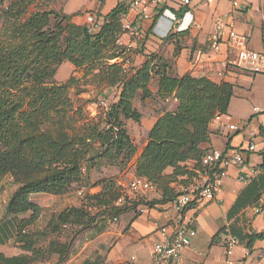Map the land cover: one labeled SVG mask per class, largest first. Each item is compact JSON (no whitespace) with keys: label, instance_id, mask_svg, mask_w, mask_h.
Segmentation results:
<instances>
[{"label":"trees","instance_id":"16d2710c","mask_svg":"<svg viewBox=\"0 0 264 264\" xmlns=\"http://www.w3.org/2000/svg\"><path fill=\"white\" fill-rule=\"evenodd\" d=\"M32 1L14 0L4 14L19 19ZM127 7V4L117 5L95 31L72 23L70 16L64 13L43 9L17 25L14 33L19 43L0 46V178L10 174L12 182L17 184L7 202L6 212L17 215L31 211L28 218L17 222L16 233L23 248L32 252L16 256L0 253V264H30L44 258L46 252L57 253L58 262H62L68 257L71 243L81 228L104 215L116 217L135 208L136 203L113 205L119 194L104 195L106 189L114 186L113 182L109 185L104 182L100 191L87 194L88 205L80 202V207L63 208L51 226L48 224L46 230L36 232L43 236L50 234L46 248L34 247L25 230L36 222L42 211L28 196L65 193L78 179L82 159L92 166L97 157L110 159L122 155L125 164L132 158L135 145L126 128V120L140 121L141 113L133 105V99L138 92L142 100L154 97L149 89L154 74L158 75L156 95L161 99L173 96L178 105L175 110L160 115L149 130L148 143L135 164V173L156 185L162 195L160 202L178 194L172 191L170 183L178 176L191 175L186 163L200 160L204 150L199 144L208 140L210 122L216 115L227 112L233 94L231 83L215 82L206 76L173 75L165 70L166 63L152 65L154 55L139 68L125 66L127 54L118 39L123 33L121 13ZM104 51H110L109 56ZM109 59L114 62H108ZM64 61L88 69L103 63L109 86L120 89L117 100L110 101L103 112L104 126L101 128L100 122L87 119L73 136L67 133L52 135L42 128L27 131L28 126H39L42 120L51 117L50 111L63 118L66 116L71 106L66 95L67 85H45ZM95 141L107 147L88 159L86 155ZM167 167L173 169L170 174L165 173ZM73 226L80 228L73 230L69 240L62 241L61 231ZM263 235L264 232L251 234L248 245Z\"/></svg>","mask_w":264,"mask_h":264},{"label":"crops","instance_id":"0c3cea01","mask_svg":"<svg viewBox=\"0 0 264 264\" xmlns=\"http://www.w3.org/2000/svg\"><path fill=\"white\" fill-rule=\"evenodd\" d=\"M232 1L190 0L189 4L182 5L179 0H164L162 8L182 19L178 22L171 20L169 13L162 15V8L153 10L147 18L137 17L130 10L128 17L134 22L137 34L130 37L124 33L119 38L122 44L133 42L129 65L134 68L141 67L150 55H154L152 65L166 63L165 70L173 75L206 76L215 82L225 81L233 85L227 112L220 121L213 119L210 122L209 138L199 146L204 153L211 148L223 153L239 151L245 157L246 166L244 169L229 167L215 199L193 203L187 209L195 235L170 264H226L224 243L227 236L237 239L232 249L234 260L264 264L261 255L264 235L254 238L248 245V236L264 232V74L224 67L222 62L228 53L226 46L222 44L219 50H213L209 41L216 16L225 15L234 28L248 35L251 49L264 51V0H237L236 7ZM128 3L129 0H48L44 7L70 16V21L76 25L87 26V15H93L100 25L117 5ZM186 11L189 13L184 14ZM149 89L154 97L142 100L141 92H138L133 99V105L141 113L140 121L126 120L135 145V152L125 170L132 175L129 182L137 176L135 164L148 143L149 130L160 115L175 110L178 105L173 96L161 99L156 95L157 74H154ZM111 90L109 102L117 100L120 92L115 86ZM229 124H235L237 128L230 129ZM252 141L257 143L256 152L247 150ZM186 164L191 175L178 176L170 183L174 193H178L182 186L203 180L199 161L190 160ZM172 170L167 167L165 173L170 174ZM244 171L251 172L247 183L239 179ZM3 184H0V253L5 256L30 255L32 252L25 250L23 242L17 239L16 226L21 218H28L31 211L8 214L7 202L16 186L10 180ZM120 184L125 191L128 184L124 181ZM86 189L95 193L101 187L86 186ZM148 194L156 201L150 205L145 203L147 201L142 202L147 205L144 211L138 209L139 203L136 209L117 215L115 220L112 215H104L81 229L72 241L66 260L58 262L57 253L46 252L44 258L30 264H149L153 242L158 238L157 228L175 222L176 212L170 204L172 199L160 202L162 195L157 187ZM28 198L42 209L36 222L25 229L29 233L28 239L34 247L46 248L50 234L43 236L36 232L46 230L50 220H56L59 211L76 206L79 199L71 193H32ZM256 207L262 210L255 212ZM64 237L65 229L61 231L60 239L64 240Z\"/></svg>","mask_w":264,"mask_h":264},{"label":"built area","instance_id":"2783aa9c","mask_svg":"<svg viewBox=\"0 0 264 264\" xmlns=\"http://www.w3.org/2000/svg\"><path fill=\"white\" fill-rule=\"evenodd\" d=\"M163 2L164 0H129L127 9L121 13L122 34L127 33L130 37H135L137 34V28L134 22L128 17L130 10L135 12L137 17L147 18L153 10L162 8ZM179 2L182 5H187L190 0H179ZM232 5L234 7L238 6L237 0H233ZM161 13L162 15L169 13L171 20L177 22L182 20L168 9L162 8ZM187 13L189 12L186 11L184 14ZM86 20L89 31H95L98 28L99 25L93 15H87ZM190 24L191 21L188 25ZM213 27V32L209 37L211 48L213 50H219L220 46L224 44L228 51L227 58L222 62L224 67H235L252 74H264V51L251 49L248 46L247 34L234 28L233 24L228 22V17L225 15L216 16ZM118 43L125 47V53L127 54L125 66H128L130 64V53L133 49V42L130 41L122 44L118 39ZM101 104L105 112L108 109L109 103L102 100ZM222 116L224 114H218L214 119L220 121ZM226 118L229 117L226 115ZM228 127L230 129L237 128L235 124H229ZM247 150L249 152H256L257 143L255 141L250 142ZM245 161V157L239 151L223 153L217 148H211L202 154L199 163L203 180L199 183L182 186L178 194L170 201L171 206L176 212V220L173 223L161 225L157 228L158 238L153 242L151 261L149 264H170L173 259L177 258L179 252L185 246L189 245L191 237L195 235V230L191 226L192 219L186 214L188 206L203 200H214L222 179L227 175V169L231 166L244 169L246 166ZM250 176L251 172L244 171L239 176V179L247 183ZM155 190L156 185L143 177L136 176L129 182L127 189L113 201V205L119 206L140 203L138 209L144 211L147 209V205L141 201H149L150 194L148 193L154 192ZM88 193L86 187L82 186L78 188L76 195L79 202L88 205ZM89 210L94 211V208L89 207ZM260 210H262L260 207L255 208V212H259ZM236 244L237 239L235 237H226L224 243L226 264H246L243 260H234L232 258V249ZM261 255L264 257V249L261 251Z\"/></svg>","mask_w":264,"mask_h":264},{"label":"rangeland","instance_id":"374dc122","mask_svg":"<svg viewBox=\"0 0 264 264\" xmlns=\"http://www.w3.org/2000/svg\"><path fill=\"white\" fill-rule=\"evenodd\" d=\"M13 1L4 0L0 2V46H13L19 43L20 40L17 38L16 33H14L17 25L23 22L30 14L45 9L44 6L48 4V0H33L27 5L24 14L19 19H15L4 14L7 6ZM104 53L106 56H109L110 51H104ZM108 62L112 63L114 60L109 59ZM104 71L105 67L103 63L92 69H88L75 67L68 61L62 62L56 68L52 79L46 82L45 85L47 87L51 84L67 85L66 95L70 99L71 106L67 108L66 116L63 118L61 114L50 111L51 117L42 120L39 126H28L26 130L31 131L35 128H42L52 135L67 133L73 136L74 134H78L87 119L100 122V127L102 128L104 126V111L101 101L109 102L112 94L111 86H109L107 79L104 77ZM24 108H27V106L25 105ZM78 110H80V113ZM126 128L129 132L130 128L128 126ZM129 135L131 136L130 132ZM106 147V144L101 145L100 141H95L87 153L86 158L89 159L94 155H99L105 151ZM130 161L131 158L125 164V161L122 160V155L116 158L112 156L110 159L97 157L93 160L92 166H90V163H86L84 158L80 161L78 179L69 186L65 193L60 194L71 193L74 196L76 195L77 189L81 186H89L91 188L95 186L102 187L104 182L108 185L111 182L114 184L112 188L105 190L104 195L110 197L121 194L123 190L122 184L120 183L124 181V184L127 185L132 176L129 172L125 171ZM9 180L11 184L17 187V184L12 182V176L10 174L1 177L0 184H7ZM153 201H155V198L151 195L150 200L145 203L150 205ZM141 202L144 201L142 200ZM76 206L80 207V203ZM136 207L137 205H135V209ZM89 214L91 215V212ZM54 220V218L50 220V226L54 223ZM79 228L80 226L65 228V237L62 241L69 240L73 230Z\"/></svg>","mask_w":264,"mask_h":264}]
</instances>
